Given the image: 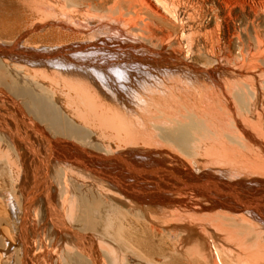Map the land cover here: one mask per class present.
I'll list each match as a JSON object with an SVG mask.
<instances>
[{"label": "bare ground", "instance_id": "6f19581e", "mask_svg": "<svg viewBox=\"0 0 264 264\" xmlns=\"http://www.w3.org/2000/svg\"><path fill=\"white\" fill-rule=\"evenodd\" d=\"M0 264H264V0H0Z\"/></svg>", "mask_w": 264, "mask_h": 264}, {"label": "rangeland", "instance_id": "374dc122", "mask_svg": "<svg viewBox=\"0 0 264 264\" xmlns=\"http://www.w3.org/2000/svg\"><path fill=\"white\" fill-rule=\"evenodd\" d=\"M70 1H72V0H70ZM72 3V2H71Z\"/></svg>", "mask_w": 264, "mask_h": 264}]
</instances>
